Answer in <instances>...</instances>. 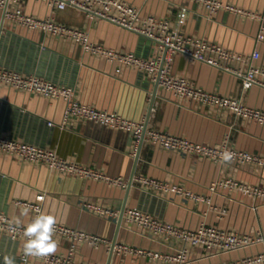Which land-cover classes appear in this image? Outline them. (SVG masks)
Wrapping results in <instances>:
<instances>
[{
  "label": "crops",
  "instance_id": "1",
  "mask_svg": "<svg viewBox=\"0 0 264 264\" xmlns=\"http://www.w3.org/2000/svg\"><path fill=\"white\" fill-rule=\"evenodd\" d=\"M138 7L142 15H155L178 27L179 8L186 5L190 13L181 30L231 51L250 55L261 52L257 63L264 67V43L257 41L259 19L239 16L221 10L213 17L200 3L186 0H126ZM264 16V0H221ZM26 14L45 18L55 16L59 22L89 32L93 42L132 51L142 57H153L159 44L151 37L129 30L103 18L90 16L82 9L50 6L43 0H23ZM208 57L214 54L207 52ZM224 67H240L239 61L221 62ZM0 67L25 75L35 74L55 84L73 88L83 104L117 112L123 117L146 121L149 129L163 130L208 145L228 143L264 158V124L243 119L222 108L189 99L180 100L173 92L159 88L151 77L132 67L121 70L118 64L83 51L72 41L40 30H30L10 23L0 9ZM173 72L184 76L210 92L241 98L264 111V87L244 89L240 77L223 67L192 61L185 54L174 56ZM154 101V110L151 104ZM64 98L49 99L34 93L0 86V134L30 144L55 150L60 156L98 168L112 176L131 181L151 177L169 182L170 190L162 191L135 182L131 187L111 186L94 179L63 175L45 164L22 162L0 154V211L15 220L24 206L18 199L34 201L42 191L43 212L53 214L67 226L106 237L110 241L140 249L175 253L184 246L177 240L155 239L137 226L129 227L90 210L86 204L96 203L121 212L139 208L162 220L186 229L202 223L237 233H264V199L230 187L211 185L216 181L235 179L248 185L264 186V165L257 162H214L182 151L166 150L136 138L121 129L100 125L85 119L65 120ZM49 122H53L50 125ZM181 187L202 198L196 199L175 190ZM210 199V200H209ZM35 216L31 209L28 223ZM58 240L55 253L67 255L70 241ZM22 239L0 235V264L4 255L21 260ZM188 264H218L261 252L263 245L212 256L209 250L187 245ZM75 264H163L145 255L113 251L80 243L73 256ZM27 264H45L31 258Z\"/></svg>",
  "mask_w": 264,
  "mask_h": 264
},
{
  "label": "built area",
  "instance_id": "2",
  "mask_svg": "<svg viewBox=\"0 0 264 264\" xmlns=\"http://www.w3.org/2000/svg\"><path fill=\"white\" fill-rule=\"evenodd\" d=\"M22 1L0 0V9L4 12L5 19L10 23L68 39L79 45L87 53L117 63L119 70L125 67L138 69L148 74L158 88L173 92L180 100L189 99L207 106L226 109L243 119L264 124L263 110L246 105L241 98L210 92L199 87L190 79L173 72L174 56L176 54H185L192 61L209 63L232 72L241 78L244 89H250L255 85L264 87V67L257 63L261 56L259 49L254 50L250 55H244L184 33L180 27L186 24L190 13V9L186 5L180 6L177 19L178 27H174L166 19L158 18L155 15H142L138 7L126 0H43L50 6L59 9H65L68 6L82 9L92 17L109 20L129 30L151 37L159 44L160 50L153 57H142L132 51L112 48L102 43L93 42L87 30L59 22L55 16L39 18L28 15L21 5ZM186 1L200 3L205 6L209 17H213L219 11L225 10L239 16L259 19L261 26L257 41L264 43L263 15L221 0ZM207 52L214 54V57H208L206 55ZM223 60L239 61L241 66L224 67L221 63ZM0 86L34 93L49 99L64 98L67 102L65 120L81 118L103 126L121 129L132 134L138 143L147 140L166 150L182 151L187 154L205 157L214 162H221L220 154L224 150H229L235 154L233 159L235 161L240 163L257 162L264 165L263 157L248 150L230 146L228 143H223L219 146L204 144L163 130L149 129L146 121L136 122L123 117L117 112H110L98 109L92 105L83 104L77 100L76 92L73 88L55 84L35 74L25 75L9 68L0 67ZM153 110L154 105L151 107V112ZM49 124L53 125L54 123L49 122ZM0 154L11 155L22 162L45 164L63 175L94 179L111 186L127 188L137 182L156 190L169 191L171 188L169 182L151 177L140 176L129 181L122 176H112L98 168L64 158L53 149L42 148L2 134H0ZM218 186L230 187L231 189L240 190L244 194L264 199V186L261 185L252 186L235 179H226L214 182L211 185V189L215 190ZM174 188L186 196L196 199L202 198L200 195L186 191L179 186ZM45 197L46 193L42 191L36 195L34 201L18 199L17 203L21 206H30L34 214L37 215L36 209L43 211L42 202ZM86 206L98 214L120 218L129 227L137 226L142 233L144 232L152 238L157 239L163 236L166 240L182 242L184 246L175 253L140 249L117 244L101 235L89 233L58 222L55 226V236L70 241L69 253L67 255L54 253L47 257L36 259L45 264H75L73 256L80 243H87L94 247L103 246L110 251L145 255L163 264L190 263V251L187 245L209 250L212 256L231 253L260 244L264 247V233L262 231L254 235L237 233L207 223H202L196 229H186L162 220L139 208H125L119 212L96 203H88ZM13 221L6 213L0 211V235L9 234L13 239L24 240L23 228L15 226ZM13 228H15V231H13ZM31 258L34 257H26L22 249V262L27 264ZM218 264H264V249L252 256L236 260H225Z\"/></svg>",
  "mask_w": 264,
  "mask_h": 264
},
{
  "label": "clouds",
  "instance_id": "3",
  "mask_svg": "<svg viewBox=\"0 0 264 264\" xmlns=\"http://www.w3.org/2000/svg\"><path fill=\"white\" fill-rule=\"evenodd\" d=\"M234 153L224 150L220 154L222 163H230L234 159ZM31 211L30 206H24L20 211V216L13 221L15 226L23 228V253L26 257L43 258L54 254L58 248V240L54 239L55 226L58 221L53 214L36 209L35 215L28 223H23L20 217H27ZM15 231V228H13ZM3 264H16L13 255H4Z\"/></svg>",
  "mask_w": 264,
  "mask_h": 264
},
{
  "label": "water",
  "instance_id": "4",
  "mask_svg": "<svg viewBox=\"0 0 264 264\" xmlns=\"http://www.w3.org/2000/svg\"><path fill=\"white\" fill-rule=\"evenodd\" d=\"M158 86L156 85V87H155V94H154V97H155V95H156V93H157V91H158ZM154 105V101L152 102V104H151V107ZM131 187V186H130ZM120 223H122V219H120ZM112 253H113V250L111 251Z\"/></svg>",
  "mask_w": 264,
  "mask_h": 264
}]
</instances>
